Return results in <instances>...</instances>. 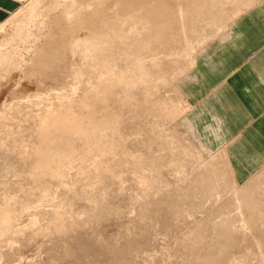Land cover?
<instances>
[{
  "label": "rangeland",
  "instance_id": "obj_1",
  "mask_svg": "<svg viewBox=\"0 0 264 264\" xmlns=\"http://www.w3.org/2000/svg\"><path fill=\"white\" fill-rule=\"evenodd\" d=\"M36 1V5H33L35 4L33 2ZM36 1H21L19 8L5 20L0 22L3 26V30L0 31V45L3 46L4 44V46L1 48L4 50L7 47L8 50L11 51L14 58L12 69L6 72L3 79L0 78V113L4 106L8 107V104H11L12 109L14 110L17 107V104L21 103L20 107H22L21 111L23 112L11 110V112L7 115L8 117L5 118V122H7V127L11 128L12 126L11 129H16L18 125L21 127L25 126V128H23L24 130L26 129V133L23 131L25 135L23 136L24 139L21 145L19 147H15L14 144L16 143L12 142L14 139L11 138V134L9 136L4 134L3 128L5 127H2L0 123V204L4 200H16L23 202L24 207L27 206L23 211H21L20 208L16 209V212L20 213L21 215L19 217V222L26 229V231H24V229L22 234L13 236L11 244L9 245L10 248L6 245H0V264H118L117 262L119 261H121L119 264H185L188 263V261L191 263L192 260V263L195 262L194 264H200V262H196V260L194 261V259H196L194 258V256H196V250L190 248L187 244L191 237L190 232L196 230L198 228H195L197 225H201L202 227L204 226V228H201L204 231L206 242L208 241L207 243H213L214 241L216 243L220 242L217 244L221 246L223 243L222 240L228 239V235L224 236V238L222 237L221 239V236L224 233L219 235L220 238H216L217 236L215 237V235H218V233L217 230L215 231L213 228V222H218L217 224L215 223V225L220 224L221 220H223V216L225 215H218L217 212L215 213V210L217 211V209L222 208L227 209V199H230L232 196L229 191L224 193L222 197H217L215 191L218 189L213 190L212 187H210L211 185L209 186V183L205 180L207 172H210L208 171V168L213 164V161L218 162L219 164L222 163V168H226L223 169L224 171L222 170L223 172H226L225 174L223 173L220 178L222 181L218 180L219 183L222 182V186H224L223 182H225V185H227V182H229L228 185H233L236 183L234 184V188H240L243 187V185H248L249 183L252 184L253 190L257 194H255L254 197L257 196L259 201L264 200V160H251L252 162L250 161L245 164H240L241 160L238 159L239 153L236 152L237 148L233 144L226 147L227 141L220 140L224 117L220 114H212L210 115L208 121L203 123L199 128H196V121L193 118L189 120L187 117H185L186 111L189 110L191 104L189 103L188 97L183 94H187L188 96L190 94L184 85L181 87V84L187 83L191 88H197V92H193L192 94L193 97L199 93H202L201 82L196 79V74L193 72L198 61V52L202 51L200 49L203 46L197 49L196 53H194L196 58V62L194 64L189 65L186 61L184 62L182 58L176 60L175 77L178 76V81L172 77L170 82L157 85L156 87H159H155L158 89L154 90L155 93L152 90L153 93H151L154 95L152 96L153 100L150 98L151 105H148V103L145 102V107L142 109V112L145 113V111H148V108H151V112H149L150 115L146 114V116L142 118L143 122L142 125L139 126V130L136 128V130H138V134L132 135V137H136L138 141L134 143V141L131 140L132 137L130 136L129 140L125 142L126 148H128V150L130 149V151L134 152L135 154L138 153L139 158L140 156H142V158L146 157L147 155L149 156L151 153V155L154 157H162L163 159L160 161L168 163L167 167H160L161 171L157 170L155 176L153 173L155 172L154 169L156 168L154 167H150V169L148 167L149 170H142L143 172L149 174V176L152 175L155 178L157 177L154 179V186H152V188H147L151 192H146L147 189H143L144 186H142V184L139 185L137 182V175H134V173L130 172V168H124L127 169L125 171L123 168L120 169L123 170V172H118L120 176H116L115 179L117 180H113V182H110L111 179L107 177L109 182L107 178H102L95 182L88 183L86 181V173L92 170V165L89 166L84 174L79 175L77 172V167L73 163L72 168L69 170V174L64 178L63 182L55 178L51 179L50 177H47L45 187L49 190V196L42 200L40 206L42 207L46 205V208H43L47 209L49 206L52 207V205H54L53 203L58 204V202L62 201H71L70 199L74 196L72 193L73 189V192L78 193V195L85 194L86 196L87 194L86 197L90 196L92 200H95L94 198H96L95 201L100 199V202L98 201L99 203H95L94 201H91V203H95L94 206L97 205V207H99L100 204L99 211L103 213L100 214L101 212H98L97 207H95L96 209L94 210L92 206L93 204L91 203L90 207L88 205L89 202L83 200L84 198L79 200L81 196H78L79 198L75 197L76 202L72 201V207L75 211L77 210L76 216L77 219L81 221V223L76 220L79 223L78 225H71L72 227H69L68 225L70 229L67 227L65 229L66 232L64 231L63 233H60V231H55L51 225H46V220L44 221V217L41 218L42 214H40L44 209L42 210L39 208L40 206H37L39 200H36V196H31L28 194L34 190L33 177L30 171L32 158L27 161L28 163H24L21 159V151L25 150L27 156L30 155L28 153L30 152L33 143L36 141V132L40 117L47 113L48 109H50V106L56 103L55 101H58L60 97L64 98L65 94L70 93L72 88L81 86L82 84H87L86 69L88 68V65H86L87 60L85 56H82L83 58H79V53L75 52L73 54L69 49V46L65 41L69 36H60V34L54 31L56 28V21L55 19H52V17L56 18L58 15H60L59 10L61 5L58 2L60 0ZM174 1L175 4L179 3L180 5L185 3L184 0V2L181 0L182 3H180V1L178 2V0ZM244 2H235L238 5L234 3V7L236 5L238 8L245 4V6L241 8L242 11H240V13L255 3H264V0H244ZM229 5L231 4L227 0L225 3H223V17L221 18L219 25L217 24L219 28H217V26L215 27L217 30H219L217 31L215 29L212 32L207 31V33H211L206 34V36H212L207 42L214 38V40L210 41L208 44L215 41L221 43L219 37L220 35H217L220 34L222 30H224L222 26H225L229 18L235 13V9L233 10ZM32 8H34L35 14L38 15L37 18L35 16L38 22L42 21L44 16L43 13H45V11V16L46 14L48 16H44L45 18L43 19L45 21L44 24L42 23L43 25L35 22V24H32L34 27L31 28L28 24L27 29L29 27L32 29V37L28 38L27 40L23 38L25 42H23V40L19 41V39L16 37L18 34H22V32L20 33V27L18 24H21L20 22L27 18V15ZM58 11L59 13H57ZM89 11L91 13L92 10L89 8L87 11H85V14H90L87 13ZM23 31H25V28ZM212 33L217 34L215 36ZM82 34V32H79V35L82 36ZM21 37L24 36L21 35ZM11 39L14 40L11 41ZM46 39L49 40V44H51L53 49L48 48V50H46L47 45H49L46 43ZM16 41H18L17 44L15 43ZM207 42H205V44ZM60 43L61 45H59ZM44 44L45 46H43ZM207 45H205L203 49ZM40 46H43L46 49H42ZM34 47L36 48L37 52H35L36 50L34 51ZM56 48L57 51H55ZM58 48L60 50H58ZM79 49L88 48L79 47ZM53 51L56 52V55H54L55 52ZM152 51L153 50H151L149 53L150 56L147 54L148 56H146V58H150L151 56L154 58V55L156 54L157 56L154 58L155 60L160 55L157 52L153 51V53ZM32 52L35 54L39 53L40 55L34 54V56L32 55ZM151 52L153 55H151ZM33 56L34 58L38 56L36 58L41 57L44 59L48 57V61H46L47 64L42 67L40 63L38 64L36 61L34 63L32 61L34 59L32 58ZM149 58L147 60L151 59ZM25 66L27 67V70L31 68V72H28L27 75L25 73ZM77 67H80V70H78ZM53 76L56 78L54 79ZM51 78H53V80ZM190 79L195 80L190 81ZM71 83L74 85V87H72L73 85H70ZM77 89L75 95L79 96L83 92L80 89ZM161 96L162 99L160 98ZM163 99H167L169 105H173L174 107L176 106V114L169 116L170 113H167L168 111L160 113L156 109ZM184 102L188 104V107L185 108L186 110L181 109L179 106ZM6 103L8 104L6 105ZM13 106L15 108H13ZM177 109H179V111ZM248 125H250V123ZM192 133L199 136L202 145L205 147H203L204 150L199 146L200 140L197 143ZM237 135L240 136L241 133ZM236 137L232 139H236ZM151 138L153 139V142ZM160 140H163V142ZM222 157L228 160L227 163H225L226 160L224 158L222 159ZM208 163L210 164L208 165ZM169 164H171V166ZM127 165L130 167L131 163ZM228 166H230V168ZM231 168L235 169L234 173ZM151 169H153V171ZM151 172L153 173L150 174ZM235 177L237 180H235ZM123 179L124 181H122ZM68 189H71L70 192L67 191ZM82 189H85L84 191L86 192L83 193L84 191L82 192ZM68 192L70 194L72 193V196ZM163 192L164 196L167 197L165 205L168 201H170L169 199L173 201L169 202L171 204H167L169 208H175L178 203L180 204L179 208L182 210L180 217L181 219L179 218V221L176 224H164L163 221L161 222L164 217L161 220H157L158 216H160L157 215L158 210L160 209L156 208V210H154V207L157 206H154L156 204L153 203V205L152 202L157 201L153 200L155 199L154 196L156 194V197H158V195L161 196ZM61 193L66 194L65 197L64 194H62V196L67 201L64 200V198L61 196ZM138 195L141 198H139ZM9 196H14V198L12 199ZM69 196L71 198L68 199ZM148 199L153 201L149 203ZM53 200L56 201L54 202ZM103 200H108V203H104L105 205L107 204V206L101 203ZM174 201H178V203L176 204ZM179 201L183 202L181 203ZM49 203H51V205H49ZM147 203H149L150 206H148ZM231 203L233 204V201H231ZM262 203L264 202L262 201ZM84 204L88 205L91 210L93 208L95 212H93V210L90 212V208L86 205L83 206ZM108 204H115L114 206H111V209L113 210L115 206L116 208H120L119 210L123 212L121 213L122 215H114L115 213L112 210H110L111 212L109 213L108 210L110 209V205ZM142 205L145 208L142 207ZM167 205L165 210H168ZM147 206L151 208L150 211L143 210V208L148 209ZM106 207L109 209L104 211L103 209H106ZM259 207L261 208V206ZM263 207L264 206H262V210H264ZM152 208L154 209L152 210ZM260 208H258V210ZM39 209L42 211L39 212L38 215L37 211ZM115 209L114 211H116ZM96 211L98 213H96ZM142 211H144V213L146 212L147 214L145 213L144 215ZM140 212L141 214L143 213L142 216L140 215ZM154 212H156V215ZM161 216L159 218H161ZM33 218H36V224H32L30 222V219ZM262 221L257 223L258 228H260L259 231L261 230L258 235V230L254 229L252 231L250 227L246 228L240 224V228L244 236L242 235L243 237H240V235V238L238 237V240L236 239L239 242L234 243V246H236V244L238 246L234 247L233 245L229 244L232 246V248L230 247L229 249V247H227L228 252L226 250V253L228 257H226V253L223 254L225 255L223 258L225 257L227 260L226 263L232 262L229 264H233V259L236 262L235 264H264V237L261 236L264 234V221L263 223ZM83 222L88 224H84ZM143 228L145 229V232ZM244 231L246 232V235ZM254 231L256 233H254ZM148 232H150V234ZM143 233L146 235L149 234L148 238H146L147 236L145 235V237ZM219 234H221V232ZM71 235L75 236L76 238H70ZM256 236H261V240L263 239L262 241L259 239V241H261L259 245L256 244L258 240V237ZM72 239L77 240L74 241ZM219 239L221 241H219ZM217 244L216 246H218ZM112 248L113 250H111ZM111 252L113 254L115 253L116 257L111 254ZM118 252L119 254L121 253L120 257L119 254H116ZM122 254H124V256H122ZM118 257L121 258V260L119 259V261H117ZM225 258L223 259L224 261ZM186 259H188V261Z\"/></svg>",
  "mask_w": 264,
  "mask_h": 264
},
{
  "label": "bare ground",
  "instance_id": "obj_2",
  "mask_svg": "<svg viewBox=\"0 0 264 264\" xmlns=\"http://www.w3.org/2000/svg\"><path fill=\"white\" fill-rule=\"evenodd\" d=\"M179 1L180 3H182L181 0H178V2ZM184 1L185 3H182L181 5L179 3H177L178 5L175 4L174 0H60L58 1L59 4L61 5V8L59 10L60 15L57 16L56 14L57 16V17L55 16L56 18L52 17V19H55L56 21L55 24L56 28L54 31L60 34V36H64V35L69 36V37L67 36L68 38L65 41L68 44L69 49L73 54L77 52L79 53L78 54L79 58H83L82 56L86 57L87 60L86 65H88V68L86 69L87 84L86 85L82 84L81 86H78L79 88L78 87L72 88L74 87V85L72 83L70 84L73 85L71 87L72 89L70 90L71 92L65 94V96L66 95L67 96L66 97L64 96V98L60 97L58 101H55L56 103L53 102L54 104L52 103L53 105L50 106V109H48L47 113L40 117L38 129L36 132V141L33 143V146L31 147V150L28 153L30 155L27 156L25 150L21 151V155H22L21 159L23 160L24 163L25 162L28 163L27 161H29V159L32 158V165L30 171L33 177L34 190L29 192L28 194H30L31 196H36V200L37 199L39 200L37 206H40L42 200L49 196V190L48 188L45 187L47 177H50L51 179L55 178L63 182L64 178L69 174V170L72 168L73 163L77 167V172L79 173V175L84 174L89 168V166L92 165V170L86 173V181L88 183L95 182L102 178L105 179L107 177L111 179L110 182L111 181L113 182V180L114 181L117 180L115 179V177L119 175L118 172L121 171L123 172V170L120 169L130 168L132 170V171L130 170V172L134 173V175H137L138 177L137 182L139 183V185L142 184V186H144L143 189L152 188V186H154V181H155L154 179H156L157 177L155 178L152 175H150L151 176L150 177L149 174L143 172L142 170L148 169V167L149 169L150 167H154L156 168V169L153 168L155 172L154 173L151 172L150 174L153 173L155 176L156 171L157 170L159 171L161 168L167 167L168 163L166 162L164 163V161H160L163 159L162 157L159 156L154 157L151 155V153L149 156L147 155L144 158L140 156L139 158L138 153L135 154L134 152L130 151V149L128 150V148H126L125 142L129 140L130 136L132 137V135L138 134L137 132L139 130V126H141L143 122L142 118L146 116V114L150 115L149 112H151V108H148V111H145V113L142 112V109L143 107H145L144 106L145 102H147L148 105H151L150 100L154 95L152 94L153 93L152 90L154 91L156 88H158L159 86L156 87L157 85H162L170 82V79L172 77L178 81V76L175 77L176 60L182 58L183 61L184 62L186 61L187 64L189 65L194 63L195 61L194 53H196L197 49L204 46L205 42H207L212 37V36L210 37L209 35H207L208 36L207 37L206 34H210L212 31L216 29L215 27L217 26V24L219 25V22L221 21V18L223 17V13H224L223 3L226 2V0L224 1L184 0ZM227 1H229V3L231 4L229 6L233 10L238 9L235 8L236 5H238L236 3L244 2L243 0H227ZM33 3H35L33 5H36L37 1ZM234 3L236 4L235 7H234ZM89 8L92 10L91 13L89 11L87 13L90 14H85V11H87ZM59 11L57 13H59ZM45 13H43L44 16ZM35 16L37 18L38 15L35 14L34 8H32L28 13L27 18L22 22H20L21 24H18L20 27L19 28L20 33L22 32V34H18L19 36L17 35L16 37L19 39V41L23 40V38L27 40L28 38L32 37L33 33L31 28L34 27L32 26V24L38 22ZM44 16L43 18H45L48 15L46 14V16L45 17ZM43 18L42 21L38 22V24L40 25L44 24L45 20ZM1 24L2 23H0V31L3 30V26ZM28 24L30 25L31 28L30 27L29 28L31 30L29 28L27 29ZM222 27L225 29L227 27V24L225 26L223 25ZM24 28L25 31H23ZM217 28L219 27L217 26ZM207 31H211V32L207 33ZM79 32H82L84 35L83 34L82 36L79 35ZM216 34L214 33L213 35L216 36ZM21 35H23L24 37H21ZM14 39H11V41H13ZM23 42L25 41L23 40ZM15 43L17 44L18 41H16ZM46 43L49 44V40L46 39ZM59 45H61V43ZM3 46L0 45V48ZM43 46H45V44ZM43 46L40 47L43 49L45 48ZM79 47H87L88 49H79ZM6 48L4 50L2 48H1L2 50L0 49L1 79L4 78L8 70L10 71L12 69V66L14 64L13 63L14 58L12 56V53L10 50H8V48L7 49ZM48 48L53 49L51 44L47 45V49L46 48L45 49L48 50ZM35 50L36 48L34 49V51ZM58 50L60 49L58 48ZM151 50L157 52L160 56H158V58H156L155 60L154 58L157 56L156 54L154 55L155 56L154 58H152V56L150 57L151 59L149 57L146 58V56L148 55L150 56L149 53ZM55 51H57V48ZM35 52H37V50ZM152 52L151 55H153L154 53ZM32 53H33L32 55L35 54L34 52ZM36 54L38 55L39 53ZM54 55H56V52ZM34 56L32 58H34ZM36 57L32 60L34 63L35 61L38 64L40 63L42 67H44V65L47 64L46 61H48L47 60L48 57L45 56L46 59L41 57L39 58ZM148 58L150 60H147ZM39 67L41 68L40 65ZM77 68L78 70H80V67ZM30 69L27 70L26 67V71L24 70L26 75L28 72H31ZM53 78L55 79L56 77L53 76ZM53 78L51 79L53 80ZM77 88L83 92L79 96L75 95ZM160 98L162 99V96ZM7 104L8 103H6V105ZM20 104L21 103H18L16 108L13 106V108H15L14 110L12 109L11 104L10 105L8 104V107L4 106L5 105L4 104L2 105L4 107L0 113L1 126L5 127L3 128L4 134H7V136L11 134L12 136L11 138L14 139V141L12 140V142L16 143L14 144L15 147H19L24 139L23 136L26 133L25 131L26 129L24 130L25 126L21 127L20 125H18L16 129L15 128L11 129L12 126L11 128L6 126L7 122H5L6 121L5 118L8 117L7 115L8 113L11 112V110L16 112L21 111L22 107H20ZM187 105L188 104L184 102L182 105L179 106L181 109L184 110L185 108L188 107ZM175 108L176 106L174 107L173 105L172 106L169 105L167 99L161 100L159 106L156 107V109L160 113L161 112L164 113V111H168L167 113L171 114V115L169 114V116L176 114ZM177 110L179 111V109ZM136 128L138 130H136ZM23 131H25V133ZM192 135L195 137V140L198 143L200 140L199 136L194 133H192ZM131 140H133L134 143L138 141L136 137H132ZM163 140L160 141L163 142ZM199 146L202 149L204 147V145H202L201 143V140ZM223 158L224 157H222V159ZM227 161L228 160H226L225 163H227ZM214 162L215 161H213L212 164L211 161L212 164L210 165L211 168L210 166L208 168V171L210 172L209 173L207 172V176H205V180L209 183V186L211 185L210 187H212L213 190L218 189L217 191H215L217 197H222L224 193L229 191L232 196L230 199H227L228 200V204L226 203L227 207L225 206L226 204L223 205L227 209L220 207L222 209H217V211L215 210V213L217 212L218 215L222 214L223 216V214H225L226 216L225 215H224L225 217L223 216V220H221V222L219 221L220 224L218 225H215L216 222H213L214 223L213 228L215 231L217 230L218 233V235H215V237L217 236L216 238H218L219 235H222L224 233L225 235L223 234L221 236V239L222 237L224 238V236L227 235H228L227 236L228 239H223L222 240L223 243L221 242L222 243L221 246L217 244L220 242L216 243L215 241L214 242L212 241L213 243L211 242L207 243L208 241L206 242V238H205L206 236H204L205 234L202 229L204 228V226L202 227L201 225L196 224L197 226L195 228L197 227L198 228L190 232L191 237L190 240H188L187 244L189 245L190 248L196 250V256H194V258L196 259H194V261L196 260V262H200V264H225L227 260L224 257L225 258L224 261L223 256L226 255V257H228L226 253V250L228 252L227 247H229V249L230 247L232 248V246H230L229 244L234 246V243L239 242L237 241L238 240L237 238L240 235H241L240 237L244 236L240 228L241 225H243L246 228L250 227L252 231L254 229L259 231L260 228H258L257 223H259L262 220L264 221V210H262V206H264V203H262V201L264 202V200L259 201L257 196H255L257 198L254 197L256 193L253 190L252 184L248 183V185L245 186L243 185V187H240L241 188L240 189V188H234L235 186L234 184L236 183H234L233 185H228L229 182L226 181L228 184L225 185V182H223L224 186H222L221 184L222 182L219 183L218 180L222 181L220 178L223 173L224 174L226 173L223 172L224 171L223 169L226 168L225 167L222 168L221 162H220L221 164H219L218 162L215 163ZM130 163L131 166L129 167V165L127 164ZM209 164L210 163H208V165ZM169 165L171 166V164ZM228 167L230 168V166ZM153 169L151 170L153 171ZM125 170L127 169H124V171ZM122 181H124V179ZM231 182L233 183L232 180ZM70 190L68 189L67 191L70 192ZM84 190L82 189V192ZM73 191L74 190L72 189V193L74 196L72 198L70 196L68 197V199L71 198L70 199L71 201L69 202L62 201V202H58V204L53 203L54 205H52V207L49 206L47 209L43 208L46 205L42 207L40 206L39 208L44 210L42 211L41 209H39L40 211L39 210L37 211L38 215L39 212L42 211L40 213L42 214L41 218L44 217L43 219L44 221L46 220L47 223L46 225H51V227L55 231L58 232L60 231V233L61 232L63 233L65 229L68 227V225L69 227H72L71 225L79 224L78 223L79 220L77 219L76 216L77 210L75 211L74 208L72 207L73 206L72 201H75V197L81 196L79 200L84 198L83 200L89 202L88 204L89 206L93 204V202L91 203V201H94L96 203L100 200L99 197H98L99 200L97 199L98 201H95L96 198H94L95 200H92L90 196L86 197L87 194L86 196L85 194H83L86 191L81 193L83 195L80 194L78 195V193ZM147 191H149V189H147L146 192ZM72 193L69 194L72 196ZM62 194L64 193H61V196ZM66 194H64V197ZM156 195L154 196L155 199L153 200H157V201H153L149 199L148 200L149 203L153 201L152 204L154 203L156 205L154 204L153 205L157 206L154 207L155 209L152 208V210L153 209L156 210V208L161 210L160 211L157 209L158 213L160 212L159 214L157 213V215L160 216L162 215L161 218H159L160 216H158L157 220L158 219L161 220L164 217V219L161 220V222L163 221L164 224L166 223H168L169 225L176 224L179 221V218L181 217V211H182L179 208L180 204L178 203V201L176 202L174 201L176 204L178 203V205L175 206L174 204H172L175 206V208H169L167 204H171L169 202H173L171 201V199H169L170 201H168L166 204L168 206L167 207L168 210H165L166 208L165 203L167 201L166 200L167 197L164 196V192L161 194V196L158 195V197H156ZM9 197L12 199L14 198V196H9ZM139 198L141 197L139 196ZM64 200L66 199L64 198ZM103 201H101V203L103 204L105 202L108 203L107 202L108 200L106 201L103 200ZM231 201H233V204L231 203ZM51 203H49V205H51ZM95 203L92 205L94 210L96 209L95 207H97V205L94 206ZM149 203H147L148 206H150ZM86 204H84L83 206H85ZM0 205H1L0 206V243H1L0 245L2 246L6 245L10 248L9 245L11 244L13 236L22 234L23 230L25 229L19 222V217L21 215L20 213L16 212V209L20 208V210L23 211L24 209H26L27 206L24 207L23 202L16 200H12V201L4 200ZM88 205L86 206L89 207ZM114 205H110V209L107 207L106 209L103 208L102 209L104 211L105 210L107 211V209H109L108 212L110 213L111 212L110 210H112L111 206ZM105 206H107V204ZM259 206H261V208ZM99 207H97L98 212H101L99 211ZM142 207L144 206L142 205ZM257 207L260 208L261 210L260 209L258 210ZM144 208L143 210L146 211L147 210L150 211L151 209L149 207L148 209H144ZM114 209L112 210L115 213L114 215H122L121 213L123 212L119 210L120 208H116L115 209L116 211H114ZM92 210L90 208V212ZM94 210L93 212H95ZM98 212L96 211V213ZM142 212L144 213V211ZM102 213L103 212H101L100 214ZM154 213L156 215V212ZM142 214L140 212L141 216ZM89 215L91 216L90 213ZM30 222L32 224H36L37 220L36 218H33L30 219ZM79 222L81 223V221ZM84 224H88V223H84ZM24 231H26V229ZM245 231L244 233L246 235ZM260 231L257 233V235L260 233ZM220 232L221 234H219ZM148 233L150 234V232ZM254 233L256 232L254 231ZM143 234L145 236L147 232L146 234L145 233ZM149 234L146 235L147 237L146 236L145 237L148 238ZM261 236L264 237V234H262ZM261 236H259L260 238L256 236L258 237V240L256 238L257 240L256 244L258 245L263 240V239L261 240L262 238ZM73 237L76 238L75 236L72 235L70 236V238ZM259 239L261 241H259ZM219 241L221 240L219 239ZM215 243L218 246H216ZM236 246L238 245L236 244ZM111 250H113V248ZM112 252L111 254H113ZM116 254L118 255L119 252ZM113 255L115 256V253ZM122 256H124V254H122ZM119 257L117 261H119V259L121 260V258ZM186 260L188 261V259ZM232 261L233 264L236 263L235 260L232 259ZM119 262L117 263L119 264ZM192 262L193 260L191 261V263ZM188 263L191 264L189 261Z\"/></svg>",
  "mask_w": 264,
  "mask_h": 264
},
{
  "label": "crops",
  "instance_id": "obj_3",
  "mask_svg": "<svg viewBox=\"0 0 264 264\" xmlns=\"http://www.w3.org/2000/svg\"><path fill=\"white\" fill-rule=\"evenodd\" d=\"M21 1L0 0V22L15 12ZM244 6L236 7L227 27L217 35L221 43L208 44L213 38L198 52L193 73L201 82L202 93L193 97L197 88L181 84L190 94H183L191 104L185 117L193 118L199 128L210 115H222L220 140L227 141L226 147L233 144L237 148L240 164L264 160V3L240 13Z\"/></svg>",
  "mask_w": 264,
  "mask_h": 264
}]
</instances>
